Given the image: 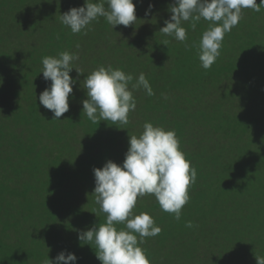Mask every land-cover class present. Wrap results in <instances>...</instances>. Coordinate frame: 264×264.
Wrapping results in <instances>:
<instances>
[{
    "label": "trees",
    "instance_id": "1",
    "mask_svg": "<svg viewBox=\"0 0 264 264\" xmlns=\"http://www.w3.org/2000/svg\"><path fill=\"white\" fill-rule=\"evenodd\" d=\"M133 3L132 25L112 28L100 17L73 34L60 15L85 0H0V264H45L44 256L62 251L75 254L76 264H101L95 244L78 239L106 223L93 205V169L109 160L122 165L129 136H139L145 122L174 130L197 171L180 220L153 195L138 198L133 212L162 229L140 245L150 264H257L264 257V7L242 10L205 70L198 46L210 22L201 19L194 30L184 22L188 39L180 42L160 32L175 0ZM64 51L78 54L73 66L83 74L70 72L69 111L56 120L39 102L51 85L42 58ZM109 65L133 76L136 109L127 125L93 123L83 112L84 79ZM140 73L154 95L131 89Z\"/></svg>",
    "mask_w": 264,
    "mask_h": 264
},
{
    "label": "clouds",
    "instance_id": "2",
    "mask_svg": "<svg viewBox=\"0 0 264 264\" xmlns=\"http://www.w3.org/2000/svg\"><path fill=\"white\" fill-rule=\"evenodd\" d=\"M107 5V7H105ZM154 5L149 4L145 15L151 13ZM264 0H175L170 7V20L160 32L174 37L180 42L188 39L184 22H189L194 30L201 19L210 22L199 43V60L205 70L212 67L220 56V48L225 34L238 25L242 10L259 12ZM100 17L114 28L125 27L137 21L136 5L133 0H85L84 6L70 8L60 15V22L69 27L73 34L90 30L93 21ZM167 41L165 44L167 46ZM76 53L61 52L58 57L42 58L43 77L51 85L39 95L40 104L51 110L53 119L60 120L69 111V96L76 83L70 76L78 60ZM131 74L120 69L101 66L84 79L87 99L82 101L83 112L93 123L111 121L127 125L129 112L136 109V100L129 83ZM143 88L148 96L153 89L144 73H140L131 89ZM94 195L100 211L106 214V223L93 226L81 232L78 239L84 244H95L96 256L101 264H150L144 249L140 246L147 237H155L162 231L154 218L147 213L136 215L133 209L138 198L153 195L161 210L181 218V210L189 202V187L195 184L197 171L180 150V142L174 130H165L145 122L142 133L129 136V148L122 165L109 160L102 168H94ZM125 227L118 230L115 225ZM188 227H192L189 222ZM138 234V235H137ZM139 236V240H138ZM73 253L62 251L55 259L45 260V264H76ZM257 264H264V257L256 256Z\"/></svg>",
    "mask_w": 264,
    "mask_h": 264
},
{
    "label": "rangeland",
    "instance_id": "3",
    "mask_svg": "<svg viewBox=\"0 0 264 264\" xmlns=\"http://www.w3.org/2000/svg\"><path fill=\"white\" fill-rule=\"evenodd\" d=\"M252 82L255 84V81L254 80H252ZM263 89H264V87H263ZM41 108H42V110L44 111V110H47L46 108H44L42 105H41ZM261 118H263L264 119V109L261 111ZM96 203V201H94L93 202V205ZM45 257V260H46V256H44Z\"/></svg>",
    "mask_w": 264,
    "mask_h": 264
}]
</instances>
